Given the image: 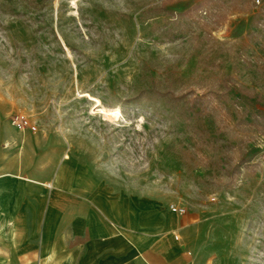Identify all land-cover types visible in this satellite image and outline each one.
I'll list each match as a JSON object with an SVG mask.
<instances>
[{"label": "rangeland", "instance_id": "374dc122", "mask_svg": "<svg viewBox=\"0 0 264 264\" xmlns=\"http://www.w3.org/2000/svg\"><path fill=\"white\" fill-rule=\"evenodd\" d=\"M70 165L264 264V0H0V176Z\"/></svg>", "mask_w": 264, "mask_h": 264}, {"label": "crops", "instance_id": "0c3cea01", "mask_svg": "<svg viewBox=\"0 0 264 264\" xmlns=\"http://www.w3.org/2000/svg\"><path fill=\"white\" fill-rule=\"evenodd\" d=\"M50 184L0 176V264H209L193 214L86 165L59 167Z\"/></svg>", "mask_w": 264, "mask_h": 264}, {"label": "built area", "instance_id": "2783aa9c", "mask_svg": "<svg viewBox=\"0 0 264 264\" xmlns=\"http://www.w3.org/2000/svg\"><path fill=\"white\" fill-rule=\"evenodd\" d=\"M171 212L178 214V215H184L185 214V209L183 208H174L173 206H170Z\"/></svg>", "mask_w": 264, "mask_h": 264}, {"label": "bare ground", "instance_id": "6f19581e", "mask_svg": "<svg viewBox=\"0 0 264 264\" xmlns=\"http://www.w3.org/2000/svg\"><path fill=\"white\" fill-rule=\"evenodd\" d=\"M97 103V106H99V101H95ZM96 109V108H95ZM102 113H106V111L104 110H101ZM111 114L115 115V116H119V111H113V112H110ZM48 187V186H47Z\"/></svg>", "mask_w": 264, "mask_h": 264}]
</instances>
